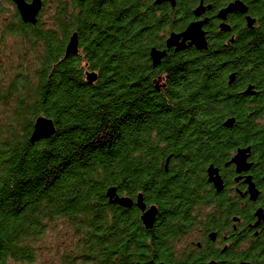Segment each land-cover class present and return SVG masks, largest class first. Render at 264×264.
I'll list each match as a JSON object with an SVG mask.
<instances>
[{"label":"trees","instance_id":"obj_1","mask_svg":"<svg viewBox=\"0 0 264 264\" xmlns=\"http://www.w3.org/2000/svg\"><path fill=\"white\" fill-rule=\"evenodd\" d=\"M198 1L177 0L173 8L155 0H56L49 27L41 14L31 24L18 11L0 24V36L37 50L33 71L0 84V100L11 107L0 121V264H33L36 242L60 218L77 236L66 264L206 263L208 249L179 252V241L202 218L207 231L222 230L236 213L206 170L246 144L247 131L264 132L238 94L242 76L228 84L233 66L260 77L264 51L171 49L153 67L151 48L187 27ZM74 31L80 51L65 58ZM87 71L98 73L94 83ZM40 115L56 132L32 143ZM229 117L232 127L224 124ZM113 186L157 206L152 229L137 208L109 203Z\"/></svg>","mask_w":264,"mask_h":264},{"label":"flooded vegetation","instance_id":"obj_2","mask_svg":"<svg viewBox=\"0 0 264 264\" xmlns=\"http://www.w3.org/2000/svg\"><path fill=\"white\" fill-rule=\"evenodd\" d=\"M217 1V4H215V0H199L192 9L193 17L189 24L193 21L203 22L202 28L207 40V47L199 51L211 49L220 53L226 52V50L231 52L239 49L252 50L258 53L264 51V0ZM237 1L241 2L243 10L234 9L225 12L231 4ZM198 6H201L202 9L200 15L196 16L194 11ZM259 61L261 66H264V57L260 58ZM231 74H234L235 78L232 83L229 79V85L242 76V86L244 88L239 90L238 94L243 95L250 102L249 109L251 111L258 113L254 117V123L264 126V68L260 77L250 78L252 75L249 72L238 74V70L234 66L230 69L228 78ZM254 82H257V84ZM248 88H250V91L245 93ZM253 114L254 112L250 113V115ZM247 132L246 144L236 145L225 160H222L219 165L214 164L218 167L224 180L223 191L233 200L236 208V213L232 215L231 222L222 230L207 231L201 225L206 223V217L202 218L200 221L203 222L195 225L194 228L192 227L179 241L180 244L185 240L184 248L190 250L208 249V259L205 264H210V262H213V264H240L242 262L260 264L262 261L264 254V217L260 220L256 212L261 209L264 215V151L260 150L261 148L264 149V132ZM246 148L250 150L247 162L251 165L247 170L238 172L236 165L230 161L239 149ZM251 183L254 184L257 190L255 200L251 199ZM210 185L213 186L212 183ZM133 199L136 200V196ZM146 205L149 208L153 204L146 202ZM133 207L139 210V219L141 220L142 211L136 205L130 208ZM213 232L216 233L215 239L210 237ZM229 251L234 255V258H224L223 255ZM159 262L157 261L155 264Z\"/></svg>","mask_w":264,"mask_h":264},{"label":"water","instance_id":"obj_3","mask_svg":"<svg viewBox=\"0 0 264 264\" xmlns=\"http://www.w3.org/2000/svg\"><path fill=\"white\" fill-rule=\"evenodd\" d=\"M15 4L18 13L23 22L36 24L39 20V15L41 14L44 6L43 0H12ZM163 2H169L173 8H175L177 0H155V4H162ZM201 6H198L194 13L199 16L201 13ZM234 9L243 10V5L241 2L237 1L233 3L225 10L228 12ZM203 22L193 21L184 30L180 32L173 31L166 38L165 48L152 47L150 51V59L152 61L153 67L157 68L161 65L163 59L168 55L171 49L175 52L184 51L187 48L194 46L197 50H203L207 47V40L205 37V32L202 28ZM80 51V40L77 31H74L68 38L65 47V58L72 54H78ZM235 75L231 74L230 83L234 81ZM86 79L89 83H94L98 79V73L96 71H87ZM159 88V87H158ZM250 88H248L245 93H248ZM235 119L228 118L225 121V126L232 127L234 125ZM56 132L55 122L44 115L38 116L33 124V129L30 136V141L32 143L38 142L43 139H48ZM249 148L239 149L237 154L232 158L230 162L234 163L237 167L238 172H243L247 170L251 164H248L247 159L249 156ZM168 158V162H169ZM208 181L212 183L214 188L218 193L224 190V180L219 173L218 167L214 164H210L207 168ZM250 179V178H249ZM251 199L255 200L257 197V190L254 184L251 183L250 186ZM106 196L109 199V203L118 204L125 208H130L136 205L141 211V220L146 229H152L157 221L158 208L156 205H151L147 208L146 202L144 200L143 193H138L136 195V200L130 196L120 195L116 187H109L106 191ZM256 215L259 216L260 220L263 219L264 215L262 210H258ZM236 220V219H235ZM212 239L216 238V233L210 234ZM158 264H166L164 262H159ZM213 264V262H210ZM240 264H248L247 262H242Z\"/></svg>","mask_w":264,"mask_h":264},{"label":"rangeland","instance_id":"obj_4","mask_svg":"<svg viewBox=\"0 0 264 264\" xmlns=\"http://www.w3.org/2000/svg\"><path fill=\"white\" fill-rule=\"evenodd\" d=\"M55 1L46 0V6L41 12V23L43 26L49 27L52 24ZM67 1L71 2V0ZM0 6H2V9L0 8V24L6 20H12L17 14L16 6L9 2L0 0ZM34 46L22 38H15L11 35L0 36L1 86H5L18 70L27 72L35 68L37 65V50L35 49L36 46ZM8 111H11L10 104L1 99L0 121L7 118ZM76 237L71 223L65 218H60L49 224L44 237L36 242L38 256L33 264H66L63 262V254L73 252V248L76 245ZM184 241L178 246L179 252L187 249L184 248Z\"/></svg>","mask_w":264,"mask_h":264}]
</instances>
